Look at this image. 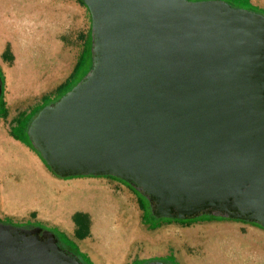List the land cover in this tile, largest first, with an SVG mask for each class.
Segmentation results:
<instances>
[{
    "label": "water",
    "instance_id": "95a60500",
    "mask_svg": "<svg viewBox=\"0 0 264 264\" xmlns=\"http://www.w3.org/2000/svg\"><path fill=\"white\" fill-rule=\"evenodd\" d=\"M81 1L94 70L29 129L52 172L122 179L156 219L264 228V15L222 0ZM36 233L0 224V264H81Z\"/></svg>",
    "mask_w": 264,
    "mask_h": 264
},
{
    "label": "rangeland",
    "instance_id": "374dc122",
    "mask_svg": "<svg viewBox=\"0 0 264 264\" xmlns=\"http://www.w3.org/2000/svg\"><path fill=\"white\" fill-rule=\"evenodd\" d=\"M5 7L11 11L13 7L8 4V0H0ZM30 1V0H25ZM199 1V0H191ZM228 2L231 6L238 9H246L253 12H264V0H222ZM35 3L32 7H27V10L34 12V16H44L46 11L50 16L55 15L58 19V29L56 30V39L61 45V56L55 58L51 63V80L39 81L37 83L31 81L30 73L28 70L33 68L23 67L26 71L19 70L16 76L19 80H13L11 85H8L6 67L13 68L15 57L11 43H5L3 52L8 55L9 61L0 62V71L3 75V102L7 115L5 118L0 119V140L11 142V144L28 148L34 152L41 159V155L33 146L32 141H28L25 128L30 122L38 117L40 112L48 105L56 104L76 85H78L87 75L91 74L94 70L93 60V45H94V28L93 18L88 6L79 0H32ZM254 7V8H253ZM46 10V11H45ZM23 50H21L22 52ZM24 52V51H23ZM23 58H21L22 62ZM81 61L80 66L75 70L77 64ZM31 62V60H30ZM28 61V64L30 63ZM11 73L13 72L10 69ZM20 74L22 76H20ZM70 75V76H69ZM12 77L15 74L12 73ZM23 78V80H21ZM29 81V82H28ZM68 82V84H67ZM61 85L62 89L58 90ZM34 88L32 89V87ZM21 125L13 128V124ZM13 131V132H12ZM17 140L19 143H16ZM7 142V141H6ZM42 161V160H41ZM45 166V165H44ZM46 168V166H45ZM47 169V168H46ZM50 174L53 173L47 169ZM55 178L62 180L64 187H73L80 184L97 188H106L111 191L118 198H127V204L136 211L140 217L141 227L144 232L154 234L157 231H164L167 233V238L161 247L162 249L157 253L145 255V245L141 242H133L132 250L129 252L126 264H148L150 261H160L168 264H186L181 255H186L189 258L187 264H258L260 256L264 259V248L258 246H246L244 248L242 241H239V236L226 241L220 242L219 240H212L224 228L237 232L240 228V233H243L242 238L246 237L251 231V226H256L262 230L261 226L255 223H250L243 220H234L224 217H215L220 220H208L210 216L202 215L193 219H187L185 222L170 220L155 219L151 212V203L143 196L142 201L145 205V212L141 209L140 200L136 195L134 189L122 179L113 176H80L75 178L63 179L60 177ZM8 177L12 180L19 179L16 174H9ZM66 190V189H65ZM98 190V189H97ZM4 195V194H3ZM4 201V198H3ZM5 203V202H4ZM21 204V203H20ZM25 205V204H22ZM77 213H84L87 217V225L94 226V221L90 214L85 210H76L70 214V218L75 217ZM0 220H9L16 224H33L40 227H46L49 230H57L59 232H67L60 228L58 225L47 220L39 218V212L36 210H27L21 215L11 213L0 214ZM139 221V222H140ZM261 238V243H264V232L258 229H253ZM86 236V231L83 229L80 237ZM92 237V236H91ZM241 238V240H242ZM114 240L106 241L105 244L99 249V254L103 261L107 264L119 263L122 257L121 251L113 247ZM64 247L68 250H74L63 239ZM80 249L81 248V244ZM245 250H247L245 252ZM83 251V250H82ZM88 260L90 256L88 253ZM181 259V260H180ZM94 264H100L97 260ZM264 263V262H263Z\"/></svg>",
    "mask_w": 264,
    "mask_h": 264
},
{
    "label": "crops",
    "instance_id": "0c3cea01",
    "mask_svg": "<svg viewBox=\"0 0 264 264\" xmlns=\"http://www.w3.org/2000/svg\"><path fill=\"white\" fill-rule=\"evenodd\" d=\"M13 9L9 11L0 1V62L9 61L8 55L3 52L5 48V43L10 42L13 50V55L15 57L12 70H17L22 68L23 62H21L22 55H25V51L29 53V59L31 62L29 66L33 68L34 73L30 74L35 77L37 81H47L51 80V63L55 58L61 56V45L56 39V30L58 29V19L55 15L50 16V13L46 11L44 16H34V12L27 10V7H32L35 3L25 0H8ZM21 50H23L21 52ZM9 68L6 67L7 79H8ZM70 76V75H69ZM20 121L17 124H13L12 127L15 129L18 127ZM2 128V126L0 125ZM4 135L5 131L2 128ZM6 137V135H5ZM7 149L23 151L26 153L27 157L32 160L33 167L30 169L23 168L27 173L26 184L30 183V186L26 185L24 188L20 179V175L17 174V180H12L8 177L9 174H16L11 170H5V175L3 176L0 171V214L11 213L15 215H21L27 210H36L39 212V218L52 222L58 225L60 228L67 232H61L62 236L66 240L67 244L71 247L77 248L83 255L88 259L89 254L91 262L98 261L100 264H107L103 261L99 254V249L102 247L106 241L111 239L117 243L116 249L121 251L122 257L119 263L115 264H126L128 252L132 250V243L141 242L145 245V255L151 253L159 252L162 247L161 245L166 242L167 233L164 231H157L154 234H148L144 232L141 227L140 217L137 216L136 211L133 210L127 204V198H118L108 189L101 188L97 186V189L103 192V195L97 196V202L84 209L94 221V226L87 225V217L84 213H77L74 218L69 217L73 211L65 214L66 218L64 221L57 220L54 218V211L48 205V199L52 198L54 195L49 193L47 187L43 180L38 179L35 176V172H42L45 179L48 180L55 188L66 189L70 194H73L75 190L81 188V192L84 191L83 187L86 185H78L73 187H64L62 185V180L55 178L49 171L45 168L43 162L37 154L31 152L28 148L16 147L11 144L7 139ZM16 143H19L14 139ZM14 166V164H12ZM34 169V171H33ZM32 185H37L41 190L40 198L45 200L32 202L35 197H33L28 190ZM21 189L24 191L21 196L25 200L24 207H14L13 205L5 204L3 201V194L8 192H16L17 195L21 193ZM20 192V193H19ZM60 195L61 194H57ZM50 203V202H49ZM76 211V210H74ZM140 221V222H139ZM86 231V236L81 238L80 234L82 230ZM253 229H258L264 232V230L251 226V232L257 234ZM236 236H239V241H241L242 234L240 233V228H237ZM92 236V237H91ZM167 238L164 239V238ZM166 240V241H165ZM105 242V243H104ZM81 248L80 249V245ZM131 244V245H130ZM130 245V246H129ZM253 246V244H250ZM260 248H264V243L257 245ZM83 250V251H82ZM184 263H189V258L186 255H181ZM94 264V263H93Z\"/></svg>",
    "mask_w": 264,
    "mask_h": 264
},
{
    "label": "bare ground",
    "instance_id": "6f19581e",
    "mask_svg": "<svg viewBox=\"0 0 264 264\" xmlns=\"http://www.w3.org/2000/svg\"><path fill=\"white\" fill-rule=\"evenodd\" d=\"M29 53H27L25 51V55H22V68H19L21 71H23V73L26 71V69H24L23 67H28L31 68L28 64V61L30 62L29 59ZM15 74V77H12V73L9 69L8 72V85H11L13 80L16 79V81H18L19 79L16 78V76L19 74V70H12ZM28 72L31 74L34 73L33 70H28ZM20 76H22L20 74ZM30 78L32 79L31 81L37 83V85L39 84L37 80H35V77L30 75ZM23 80V78L21 79ZM29 82V81H28ZM40 85V84H39ZM38 85V86H39ZM34 88V86L32 87V89ZM17 147V146H16ZM10 149H7V142L6 141H1L0 140V171L2 173V175H5V170H11L12 172H15L16 175H20V179H21V184L22 186L25 188L26 185L30 186L29 184H26L25 181H27V173L24 171V167L26 169H30L31 167H33V163L32 160L30 158L27 157L26 153H24L23 151H19V150H14L11 149L12 147H9ZM14 164V166L12 165ZM34 168V167H33ZM31 170V169H30ZM34 171V169H33ZM35 176L41 180H43V187L44 184L47 187L49 193L53 194L54 196L52 198H49L48 202L46 199H41L40 194L42 193L41 190L39 189V187L37 185H32L31 187L28 188V190H30V193L34 198V200L32 202H37L38 200H45V202H48V205L51 209H53L54 211V218H56L57 220H61L64 221L66 218L67 213H69L70 211H74V210H80V209H84L86 207H89L90 205H93L97 202V196L98 195H103L104 193L101 192L100 190H97V188L90 186L89 188L83 187L84 191H80L81 188H79V190H75V192H73V194H70L67 190L65 189H61V188H55L51 183L48 182L47 179H45L43 173L36 171L35 172ZM24 191L21 189V193L19 195H17L16 192H8V193H4L3 198H4V202L5 204L8 205H13L14 207H24L25 205V200L22 198L23 196H21V194ZM61 194L57 195V194ZM21 203V204H20ZM236 232L235 231H231L228 228H224V232H221L220 234H218V236H216V238L212 239V240H219L220 242L226 241L227 239H232L236 237ZM242 246L244 248H246V246H249L251 243L253 244V246H257V245H261V238L256 235L253 234L251 231L249 232V234L242 238ZM117 243H113V247H116ZM131 245V244H130ZM129 245V246H130ZM247 250H245L246 252ZM129 253V252H128ZM181 260V259H180ZM264 259L262 258V256H260L259 259V263L258 264H264ZM199 264V263H196Z\"/></svg>",
    "mask_w": 264,
    "mask_h": 264
},
{
    "label": "flooded vegetation",
    "instance_id": "af4514ba",
    "mask_svg": "<svg viewBox=\"0 0 264 264\" xmlns=\"http://www.w3.org/2000/svg\"><path fill=\"white\" fill-rule=\"evenodd\" d=\"M21 125V124H20ZM32 123L30 122V124L27 126V127H23L21 125V128H23L24 130H26V135H27V139L28 141L30 142L31 141V138L29 136V129L31 127ZM19 127V126H18ZM13 132V131H12ZM130 187H132L134 189V191L138 194V198L142 200V197H140L139 195V192L137 191V189L135 187H133L132 185H130ZM144 203V202H143ZM145 212V211H144ZM146 216V212L144 214ZM0 224L1 225H4V226H13L15 228H21V229H25L27 231H33V232H37L36 234H38V237L45 240L47 239L46 237L43 236V233L45 231H48L50 233H53L55 235V238L57 239V245L62 249L64 250L65 252H67L68 254L72 255V256H75L73 255L71 252V250H68L64 247V243H63V236H61L57 230H49L47 229L46 227H40V226H37V225H33L32 223L31 224H16L12 221H9V220H0ZM40 229V230H39ZM66 241V240H65ZM67 243V242H66ZM81 264H86L84 263L83 261H80ZM150 262H154V261H150ZM157 262V261H155ZM160 262V261H159ZM163 264H168V263H163Z\"/></svg>",
    "mask_w": 264,
    "mask_h": 264
},
{
    "label": "trees",
    "instance_id": "16d2710c",
    "mask_svg": "<svg viewBox=\"0 0 264 264\" xmlns=\"http://www.w3.org/2000/svg\"><path fill=\"white\" fill-rule=\"evenodd\" d=\"M79 1H81V0H79ZM199 1H208V0H199ZM81 2H83V1H81ZM84 3V2H83ZM254 8V7H253ZM259 13V12H258ZM260 14H263L264 15V12L263 13H260ZM80 63H81V61H79V63L77 64V66H76V68H75V70L78 68V66H80ZM82 64V63H81ZM0 79H1V81H2V83L4 82V79H3V75H2V73H1V71H0ZM67 84H68V82H67ZM64 85H61L60 87H59V89L58 90H60V89H62V87H63ZM5 108V104H4V102H3V91H2V94L0 95V119L1 118H5L6 117V115H7V111L4 109ZM18 125H20V123L18 124ZM37 152L39 153V151L37 150ZM40 154V153H39ZM41 155V154H40ZM41 160H42V162H43V164L46 166V168L47 169H49L51 172H52V170L50 169V167L46 164V162L42 159V157H41ZM53 173V172H52ZM53 175H55L54 173H53ZM56 177H58L57 175H55ZM128 184V183H127ZM128 185H130V184H128ZM136 193V192H135ZM136 195L138 196V194L136 193ZM139 195H140V197H143V195H141L140 193H139ZM140 200V203H139V205H140V207H141V209L143 210V211H145L146 209H145V205H144V203H143V201L141 200V199H139ZM153 216V215H152ZM144 217H146L145 215H144ZM154 217V216H153ZM155 218V217H154ZM156 219V218H155ZM190 219H193V218H190ZM206 219H208V220H220V219H216L214 216H210L209 218H206ZM162 220H170V219H161V221ZM173 221H179V222H185V220L184 221H181V220H173ZM58 233L62 236V233L61 232H59L58 231ZM64 238V237H63ZM73 249L74 250H71L72 252V254L73 255H75V257H78L79 258V260L80 261H83L84 263H86V264H93L92 262H90L86 257H84V255L77 249V248H75V247H73ZM155 261V260H154ZM157 262H159V261H157Z\"/></svg>",
    "mask_w": 264,
    "mask_h": 264
}]
</instances>
